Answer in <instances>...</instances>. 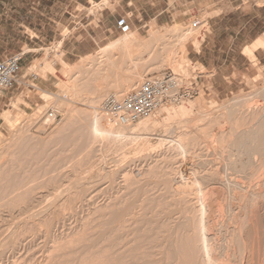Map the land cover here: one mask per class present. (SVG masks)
Instances as JSON below:
<instances>
[{"label":"rangeland","instance_id":"374dc122","mask_svg":"<svg viewBox=\"0 0 264 264\" xmlns=\"http://www.w3.org/2000/svg\"><path fill=\"white\" fill-rule=\"evenodd\" d=\"M57 1L67 0H0V60L25 53L17 80L26 85L9 90L1 112L0 264H264V151L249 158L233 144L264 121L262 68L253 62L254 72L215 84L187 55L213 14L195 11L171 26L133 24L129 47L108 46L118 30L88 56H65L92 13ZM62 61L77 95L50 71ZM165 72L203 75L198 97L167 105L187 104L189 114L166 121L157 112L155 129L120 141L94 133V118L108 117L89 97L102 101L133 76L128 93ZM50 110L60 118L45 126Z\"/></svg>","mask_w":264,"mask_h":264},{"label":"crops","instance_id":"0c3cea01","mask_svg":"<svg viewBox=\"0 0 264 264\" xmlns=\"http://www.w3.org/2000/svg\"><path fill=\"white\" fill-rule=\"evenodd\" d=\"M103 1L67 0L65 4L56 2L65 7L85 6V10H89V6L94 4L102 8L100 13L93 14L94 18L86 14L89 24H93L89 28L91 30L79 34L76 42L69 41L70 47L64 52L65 56L81 58L96 52L101 41L118 32L116 22L120 17H127L130 27L135 24L141 29L184 23L191 12L195 11L200 17L204 14L207 17V13L213 14L206 18L208 31L204 34L203 41L198 46L194 45L197 48L191 44V51L187 55L210 72H215V84L224 85L230 82V78L240 70L254 72L253 62L264 72V44L256 47L249 55L253 60L245 54L246 49H250L259 40L264 41V0H118V4L110 2L111 7H107ZM20 54L23 57L25 55ZM211 55L214 56L212 67L209 63ZM21 64L22 62L20 66ZM40 85L47 88L41 82ZM12 94L9 91L0 93V127L1 112L9 106L13 99ZM28 102L31 105L35 103L31 100Z\"/></svg>","mask_w":264,"mask_h":264},{"label":"built area","instance_id":"2783aa9c","mask_svg":"<svg viewBox=\"0 0 264 264\" xmlns=\"http://www.w3.org/2000/svg\"><path fill=\"white\" fill-rule=\"evenodd\" d=\"M98 4L90 5L91 18L100 13ZM121 34L130 31L127 17H120L116 22ZM22 54L13 55L0 60V93L11 90L14 86L26 85L18 82ZM185 77L179 73L165 72L160 75L145 77L132 91L121 95L105 97L99 106L100 112L108 116L109 121L121 125H132L140 120L154 116L162 107L172 103L198 97L203 88L201 74ZM60 116L56 110H50L44 119L45 126L53 125Z\"/></svg>","mask_w":264,"mask_h":264},{"label":"bare ground","instance_id":"6f19581e","mask_svg":"<svg viewBox=\"0 0 264 264\" xmlns=\"http://www.w3.org/2000/svg\"><path fill=\"white\" fill-rule=\"evenodd\" d=\"M199 34V35H198ZM203 34V30L202 31H197V35L198 36H201ZM131 36V37H130ZM137 37H135V35H133V33H131V35H126L124 34L123 37L117 39L116 41L114 42H111L108 46H111V47H116V46H124V47H129L130 45H133L136 43ZM194 42V41H193ZM195 43V42H194ZM264 44V41H258L254 46H252L250 49H246V53L248 55H251L253 50L258 47V46H263ZM114 47V48H115ZM183 48H184V45H183ZM112 49V48H111ZM133 49V48H131ZM106 52V51H105ZM171 55V54H170ZM102 56V55H101ZM170 57V56H169ZM252 57V56H251ZM188 61V60H187ZM190 62V60L188 61ZM63 65L66 66L64 70L62 71H58L56 70L55 68H51L50 71H52L54 73V75L56 76V79H58L59 81V84L61 85L62 88H65V91H71L73 93V95H77V93H79L80 91L77 90L78 88V84L75 86V82L74 84H71L69 85L68 84V72H70V70L68 71V69L70 68L71 64H67V63H64L62 61ZM172 64V63H171ZM182 62L180 61H174L173 62V66H175V69H179L181 68ZM69 67V68H67ZM183 67V66H182ZM67 68V69H66ZM182 69V68H181ZM184 69V68H183ZM137 78V77H136ZM134 81H135V78L133 76H129L125 79V82L123 84H121L120 88H118V90H115L116 92H114L113 94L114 95H123V93H126L129 89H131L134 85ZM73 82V81H72ZM70 83V82H69ZM98 85V84H97ZM80 89V88H79ZM115 89V88H114ZM63 90V89H62ZM100 90V89H98ZM119 91H123V92H119ZM98 92V91H97ZM70 93V92H69ZM113 94H110V95H113ZM97 94H95L96 96ZM43 96L46 97V98H49L51 97V94L47 91H44L43 92ZM67 96V95H66ZM91 96V95H90ZM93 97V96H92ZM103 97V94L99 93L96 97H93V98H88L87 100V106L90 108L93 107L94 104H97L99 101L101 102V98ZM71 106V105H70ZM69 106V107H70ZM72 110V109H71ZM160 114H165V117H164V120H172L174 118L177 119L178 116H184V115H187L191 112V107L188 106L187 104H182L180 105L179 107H167L164 106L162 107L159 111H158ZM70 113V112H69ZM159 113H156V114H159ZM5 114V113H4ZM155 114V115H156ZM230 114V113H229ZM235 114V113H234ZM8 116V114H5ZM4 115V116H5ZM154 115V116H155ZM233 115V114H232ZM108 117V116H107ZM153 117V116H152ZM150 117V118H147V119H143V120H140L136 123V125L133 127H131V125H121V124H118V123H113L111 121H108L105 117V120H107L106 122L104 121L103 124H106V126L108 127H104V125L101 123L102 121H98L99 118L97 117L94 118L95 121H93V131L96 135H99V136H105L106 138L105 139H108V140H111V141H120L122 139H125V138H128L130 135H134L135 133L136 134H143V133H146L148 131H151V129L153 130V128L155 129L156 126H158V122L156 121H152L153 118ZM8 119V118H7ZM102 119V118H101ZM186 122V121H185ZM181 124V123H180ZM183 124V123H182ZM186 127V126H185ZM184 127V128H185ZM233 129V128H232ZM179 131V130H178ZM233 131V130H232ZM236 133V132H235ZM185 134V133H184ZM182 135V134H181ZM192 135V134H191ZM98 136V137H99ZM100 137V138H101ZM142 137V136H141ZM102 139V138H101ZM104 139V138H103ZM107 141V140H106ZM110 142V141H109ZM116 143V142H115ZM235 143V144H234ZM108 144V143H107ZM117 144V143H116ZM233 144L237 147V148H240L241 150H243L245 153V155H247L249 158L253 157L256 155V153H262L264 151V121L261 122V124L258 126L257 129H252L251 131L247 130L245 132H242L241 130V134L238 135V137L236 138V140H234ZM232 144V145H233ZM181 145V144H180ZM179 145V146H180ZM233 147V146H232ZM234 148V147H233ZM240 150V151H241ZM241 153V152H240ZM255 153V155H254ZM244 156V155H243ZM242 156V157H243ZM239 158V157H238ZM261 158V157H260ZM232 159V158H231ZM255 159V157H254ZM253 159V160H254ZM247 160V159H246ZM234 160H232L233 162ZM249 161V160H248ZM231 162V163H232ZM255 162V161H254ZM258 162V161H257ZM234 163V162H233ZM247 163V162H246ZM229 164V162H228ZM258 164V163H257ZM262 164V163H261ZM231 165V164H229ZM235 165H236V162H235ZM238 165V163H237ZM236 165V166H237ZM256 165V164H255ZM264 165V163H263ZM257 166V165H256ZM259 166V165H258ZM231 167L235 168V166H232ZM231 167L229 166V168L231 169ZM238 167V166H237ZM236 167V170L240 168H237ZM244 167V166H243ZM261 167V166H260ZM249 169V168H248ZM246 170V168H245ZM244 170V171H245ZM250 170V169H249ZM242 170H240V173H241ZM247 171V170H246ZM251 171V170H250ZM259 172V171H258ZM243 173V171H242ZM246 174V172H245ZM256 176V175H255ZM242 177V176H241ZM252 177V176H251ZM232 182V181H231ZM239 199V198H238ZM206 215V214H205ZM245 219V218H244ZM241 224V223H240ZM246 226V225H245ZM240 228V227H239ZM251 236V235H250ZM256 236V235H255ZM252 240V239H251ZM182 243V242H181ZM257 258V257H256ZM232 260V259H231ZM230 261V260H229ZM228 262V261H227ZM240 262V261H239ZM215 264V263H214ZM227 264V263H225ZM235 264V263H234ZM247 264V263H246Z\"/></svg>","mask_w":264,"mask_h":264}]
</instances>
